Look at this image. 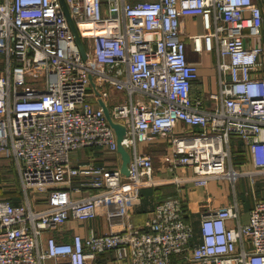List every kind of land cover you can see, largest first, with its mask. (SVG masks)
Returning a JSON list of instances; mask_svg holds the SVG:
<instances>
[{"label": "built area", "instance_id": "built-area-1", "mask_svg": "<svg viewBox=\"0 0 264 264\" xmlns=\"http://www.w3.org/2000/svg\"><path fill=\"white\" fill-rule=\"evenodd\" d=\"M65 1L86 57L61 0H0V156L15 161L24 190L18 203L0 199V264H103L106 252L117 264H172L175 254H186L188 264H264V197L256 190L264 179V77L254 74L264 56V0ZM192 15L203 27L190 35L193 49L217 55L219 90L207 97L193 92L199 63L188 59L181 37L183 18ZM115 98L127 174L72 157L85 147L118 150L96 103ZM233 136L248 148L250 168L235 164ZM158 141L167 142L163 165L173 173L162 182L177 183L179 192L139 227L131 207L144 186L157 184L153 156L139 144ZM241 178L254 198L247 222ZM212 180L228 181L233 199L201 212L198 237L181 189ZM99 216L109 231L45 236L64 231L71 218Z\"/></svg>", "mask_w": 264, "mask_h": 264}, {"label": "crops", "instance_id": "crops-1", "mask_svg": "<svg viewBox=\"0 0 264 264\" xmlns=\"http://www.w3.org/2000/svg\"><path fill=\"white\" fill-rule=\"evenodd\" d=\"M262 7L264 11V1L262 2ZM99 30L100 33L105 32V29L100 28ZM202 32V18L200 16L192 15L183 18V33L181 37L187 43L188 59L199 63L200 76L195 82L193 92L194 94H200L203 97H207L209 92H217L219 90V71L216 66L217 55L214 51H204L200 55L193 49V42L190 39V35ZM258 40L261 44H264V35ZM90 43L93 45V41ZM89 44L86 43L87 47H89ZM254 74L264 77V56L262 58V64L254 69ZM111 95L117 97L118 99L126 98V92L124 90H116L112 88ZM136 98H140V95H136ZM103 101L108 106L112 116L111 107H113V105L117 102L116 98L112 100V102ZM206 102H208V100H206ZM96 103L101 105L100 101H97ZM139 146L153 156L156 167L154 179L157 183L155 185L144 186L141 189L139 201L131 207L130 221L135 226L143 227L145 226L146 221L153 215L155 206L168 195L178 193L179 186L175 182H162V179L173 175V173L165 169L163 165V156L167 152V142L158 141L147 145L139 144ZM231 149L233 152L234 162L238 167L243 169L251 167L249 150L238 136L232 137ZM72 157L75 162L80 163L94 162L110 167H122L123 164V158L119 150L111 151L108 148L101 146L80 148L72 154ZM184 171L190 172L191 170L189 168H178L175 173L183 175ZM74 182H78V178H75ZM257 183H261L263 187L262 194H257L262 198L264 197V179L260 178ZM187 186L183 185L181 189V196L186 201L189 209L187 219L193 223L195 232L199 237L201 212L208 206H218L229 203L233 199V192L226 180H212L206 188H198V190H194L192 187H189V190ZM23 195L24 190L21 185L20 172L17 164L13 159L1 155L0 199H8L13 203H18L22 200ZM195 201L205 202L206 206L203 209H197L195 205H193ZM242 206L244 208V205ZM242 219L245 222L249 220V213L247 211L242 212ZM109 226L110 222L105 216H99L86 221L71 218L68 222L62 225L61 228H64V231H49L46 232L45 236L48 234H55L58 237L69 239L74 232H80L83 236L87 235L91 230L96 233H104L110 230ZM114 256V252L102 253L99 256L100 263H119V261H116ZM121 264L124 263L122 262ZM172 264H188L186 254L173 255Z\"/></svg>", "mask_w": 264, "mask_h": 264}, {"label": "water", "instance_id": "water-1", "mask_svg": "<svg viewBox=\"0 0 264 264\" xmlns=\"http://www.w3.org/2000/svg\"><path fill=\"white\" fill-rule=\"evenodd\" d=\"M62 2V5H63V8H64V11L68 17V20H69V23L71 25V28L75 34V38H76V42L79 46V49L81 50L82 54L84 57L87 56V53H86V49H85V46H84V43L81 39V35L78 31V28L74 22V20L72 19L71 15H70V11H69V8H68V5L66 3L65 0H61ZM101 105L103 106L104 108V111H105V114L110 122V124L113 126V128L115 129V132H116V135H117V140H118V150L120 151L121 155H122V158H123V164H122V171L124 173H128V162L130 160V154H129V151L125 148V146L122 144V139L123 137L125 136V133H126V128L125 126L120 123V122H117L115 121L111 114H110V111H109V108L108 106L105 104V102L100 99L99 100Z\"/></svg>", "mask_w": 264, "mask_h": 264}, {"label": "rangeland", "instance_id": "rangeland-1", "mask_svg": "<svg viewBox=\"0 0 264 264\" xmlns=\"http://www.w3.org/2000/svg\"><path fill=\"white\" fill-rule=\"evenodd\" d=\"M189 187H192L194 190H198V188H204V187L188 185L187 188L189 190H190ZM262 188L263 187H262L261 183H257V185H256L257 194H259V195L262 194V192H263ZM238 192L240 194V198L242 199V205H244V208L242 206V210H243L242 212L247 211L249 213L250 208L254 204V198H253V194H252L251 185H250L248 179H245V178L240 179V182L238 185ZM193 205H195V207L197 209H203L206 206V203L195 201L193 203Z\"/></svg>", "mask_w": 264, "mask_h": 264}, {"label": "bare ground", "instance_id": "bare-ground-1", "mask_svg": "<svg viewBox=\"0 0 264 264\" xmlns=\"http://www.w3.org/2000/svg\"><path fill=\"white\" fill-rule=\"evenodd\" d=\"M87 25H91L90 23H84L83 26H87ZM111 28V27H110ZM83 31H85V33H92L93 32V29L92 28H88V29H84ZM99 31V30H97Z\"/></svg>", "mask_w": 264, "mask_h": 264}]
</instances>
